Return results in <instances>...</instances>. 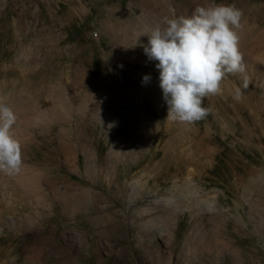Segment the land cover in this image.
<instances>
[{"label":"rangeland","instance_id":"obj_1","mask_svg":"<svg viewBox=\"0 0 264 264\" xmlns=\"http://www.w3.org/2000/svg\"><path fill=\"white\" fill-rule=\"evenodd\" d=\"M217 4L243 12L240 51L246 73L228 75L222 94L205 98L206 119L169 123L168 105L151 110L142 96L160 88L153 82L160 76L158 61L145 55L149 37L143 34L163 28L165 18ZM146 75L151 79L145 84ZM92 94L99 117L91 110L82 116L62 108L74 103L84 109L82 102ZM0 97L17 116L13 133L23 159L19 173L0 172V233L12 237L18 255V261L0 264H79L77 254L90 251L96 253L92 264H264V0H0ZM138 107L149 115L144 122L132 116ZM106 114L117 116L125 129H109L100 119ZM100 142L113 159L104 176L73 171L72 158L78 154L82 167L85 153ZM147 144L156 153L153 163L136 168L123 159L118 172L152 173L155 195L138 196L127 209L125 192L118 208L137 212L155 199L160 201L155 215H162L163 198H171L173 238L158 228L151 233L154 246L145 236L138 243L143 231L130 218L110 226L105 217L115 200L107 176L117 168L113 149L128 146L137 155ZM69 178L103 196L94 207L102 232L86 234L87 240L94 235L92 247L81 244L70 223L54 222L56 211L30 201L45 181L63 190ZM18 213L25 215L22 222ZM200 237L205 245L198 253Z\"/></svg>","mask_w":264,"mask_h":264},{"label":"clouds","instance_id":"obj_2","mask_svg":"<svg viewBox=\"0 0 264 264\" xmlns=\"http://www.w3.org/2000/svg\"><path fill=\"white\" fill-rule=\"evenodd\" d=\"M243 12L233 4L197 6L190 16L165 18L164 27L155 26L144 53L158 61L160 88L168 105L167 120L192 125L206 119L210 109L205 98L222 94L228 75H243L246 64L240 51ZM143 77V83L150 81ZM243 76V87L248 88ZM237 88L234 99H241ZM17 116L0 97V172L19 173L23 166L22 146L13 133Z\"/></svg>","mask_w":264,"mask_h":264},{"label":"bare ground","instance_id":"obj_3","mask_svg":"<svg viewBox=\"0 0 264 264\" xmlns=\"http://www.w3.org/2000/svg\"><path fill=\"white\" fill-rule=\"evenodd\" d=\"M120 29H122V27ZM127 31H129V30H127ZM126 34H127L126 37H130L128 32ZM147 69H149V68H147ZM153 82L155 84L160 85L159 79H156ZM94 96H96V95L92 94L89 97L85 98V101L82 102L85 104L84 109L82 106L77 108L74 105V103H72L71 106L67 105V104H63L62 108L67 112L71 111V113L75 112V114L83 116V115H85L86 110H91L92 112L95 111L94 110V104H95L94 103V101H95ZM142 96L144 98V102L146 104H148V106L151 110L156 109L157 111H162L164 105L167 104L163 98V92H162L161 88L154 87L153 89H148L147 94L144 93ZM88 98H90V99L87 100ZM97 108H98V106H97ZM128 108H130V107H128ZM133 109H135V107H133ZM136 110H138L139 113H136V112L132 113V116L139 115L138 117H140V120H142V122L146 121V117L149 115H147L145 113V110L142 109L141 107L140 108L138 107ZM92 116H97V115H95V112H93ZM97 117H99V116H97ZM117 118L118 117L114 116L113 114H106L105 117L104 116L100 117V119H102L101 122L104 123L109 129H111V128H115L117 130L125 129L124 123L122 122V120H118V122H117L116 121ZM168 121H169V123H172V121H170V120H168ZM125 135H127V134H125ZM131 138H133V137L131 136ZM148 140L150 141L151 138ZM105 150H106V144L103 142L98 143L95 149H91L90 151L85 153L82 167L79 164V161H80L79 155L76 154V156L74 158H72V160H71L72 170L73 171H79V172H81V174H84L87 177L88 176L89 177L91 176L92 178L93 177H99V178L103 177L104 172H105V168L110 167L111 164L113 163V159H111L110 154L109 153L106 154ZM112 157H114V160H115L114 165L117 168L114 171L107 173V176L110 178V182L113 185L112 191L111 190L110 191H111L113 197L115 198V200H114V203L107 206V210H106L107 215L106 216L104 215L107 218L110 226H114L116 224H122V222L127 217V218H130V222H131L132 226L134 225V227H135V225H136L143 231V236L139 237V239H138V243H140V244L145 242V239L143 238L145 236L148 238L147 244L149 246H152V245L154 246V244H153L154 241L151 238V233L154 232L155 230H157L158 228H160L159 231H160L161 235H163V233H164V234L168 235V238L172 239L173 238V227L175 226V223L173 220V213L170 211V208H169L171 206V202H170L171 198L170 197L163 198L165 204L161 203L162 206L164 204L162 215H155V209L157 208V204H159V202H160V201H157L155 199L153 201H150L147 204H145L137 212H131L130 210L129 211L127 210L125 212H121V210L118 208V205H120L121 201L124 200L125 192H129V197H128V201H129L128 205L129 206L127 209H130V207L132 205H135L136 203H138L137 202L138 196H140V197H143V196L144 197H154L155 189L153 188L154 179H153L152 173H150V172L149 173L139 172L137 175L132 176L131 173L129 172V170H127V171H124L123 176H119V172H118L119 163L123 159H126V160L129 159L131 162L130 164H133L132 166H134L136 168L141 167L145 163H153L155 158H156V153L153 150L152 145L150 146V144L149 145L147 144L146 147H144L143 151H141V153H139L137 155H133L130 151V147H128V146H124L123 148L118 149L116 151H114V149H113ZM108 162H110V163H108ZM69 179H70V181L68 182L67 186L63 190H61L59 187L52 188L50 186V183L45 181L43 183L42 187L40 188L41 193H37L36 191H34L33 195L31 197H29L30 201L35 202L36 207L38 206V208L39 207L46 208V210H44L46 212L51 211V210L56 211V213H55L56 219H54L53 221L56 222L57 220H61V222L64 224H67V222L70 223L71 227H75L79 230L78 235H79V238L81 240V244L83 246L86 244H89L92 247V244H94V241H93L94 235H93V237H89L90 239L87 240L88 237L86 236V234L89 232L92 234L96 233L98 235L99 233L102 232V230L99 229V226L101 225L100 223H101L102 217L97 212L98 210H96L94 207H95V205L99 204V202H101L103 196L100 193L91 191L89 188H87L84 185H81L79 183H75L72 180V178H69ZM146 183L150 184L151 187H149V188L145 187ZM172 199H174V198H172ZM35 203H33V204H35ZM56 206H57V209H54ZM38 211H39V209H38ZM18 214L21 216L19 218V221L22 222V220H24V218H25L24 217L25 215L22 213H18ZM32 216L34 217L35 213ZM64 219L67 221L64 222ZM181 224H182V222H180V225ZM105 226H106V224H105ZM111 233H113V232H111ZM11 238L12 237L5 236V235H2L0 233V242H2V245H0V260L1 259H10L12 261H18V255H16L15 249L11 248V245H12V242H10ZM91 238H93V239H91ZM198 239L199 240H198L197 246H198V253H200L201 249L203 248V246L205 244H203L204 242H203L202 237H200ZM6 242H10L9 243L10 247L8 246V244ZM4 243H6V244L4 245ZM43 243H45V242H43ZM207 246H209V245H207ZM55 251L58 254L64 253V251L62 249L61 250L55 249ZM150 253H152V252L150 251ZM95 254L96 253L94 251L88 252V254H86L85 256H83L81 254H79V255L77 254V257H75V260L78 259L79 264H92L95 261ZM33 255H31V256H33Z\"/></svg>","mask_w":264,"mask_h":264}]
</instances>
